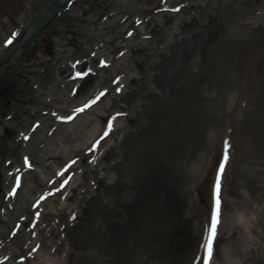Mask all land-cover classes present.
I'll use <instances>...</instances> for the list:
<instances>
[{
	"label": "bare ground",
	"instance_id": "1",
	"mask_svg": "<svg viewBox=\"0 0 264 264\" xmlns=\"http://www.w3.org/2000/svg\"><path fill=\"white\" fill-rule=\"evenodd\" d=\"M65 1L0 0V131L3 134V136L0 135V210L8 207L7 203L3 202L6 197L5 190L14 176L19 174V171L13 168L20 166L21 169L26 170L22 156L27 151L35 165L33 172L30 173L32 183L29 184L28 181L30 176L23 174L22 184L15 202L13 201L14 210L9 211L8 219L0 212V241L6 235L5 228L12 227L13 223L23 215L32 214L30 207L32 202L36 201L37 195L45 190V192L50 191L47 188L49 180L56 184L55 176L60 165L70 158L83 155L86 149H89L88 145L99 139L100 132L105 129V115H110L111 110L114 109L117 112L126 111L125 108L117 109V105L114 107L113 105L117 100L122 103L124 100L127 104L128 101H125L124 96L129 95V99L136 101L135 117L130 118L131 116L127 114L129 117L126 121L129 125L124 127L119 125L124 120H117L119 126L115 132L117 135L113 140L114 145L109 142L110 139L100 140L101 149L96 153L99 164L94 168L89 165L85 166L87 171L84 173L89 172L88 180L83 182L81 176L74 177L66 188L68 191L66 190L65 193V199H67L65 202L54 197L40 205L44 207L45 217L58 218L59 223L56 226L47 223L46 227H50L51 231L39 236L40 250L35 260L27 261L26 264H41L42 259V264H194L203 233V218L210 206L209 194L207 193L206 196V206H197V209L191 210L194 214L186 218L188 213H186L187 208L184 205L182 193H180L178 183L180 177L177 171L180 170L178 162L181 157L179 156L182 154V158H186L187 152L186 150L172 152L175 144L171 143L163 149L161 138H155L153 132L154 130L160 132L159 129L163 122L160 120L161 116L166 117V113L178 106L179 100L175 101L173 96L180 94L184 84L190 85L192 82V85L200 86L205 76L201 69L202 60L203 56L208 54L205 46L215 39L212 30H223L224 35L219 39L218 45L212 47V50L229 44L230 54L233 53L232 56H234L238 49L241 57H244V73L239 81H234L236 92H232L228 98L226 96L221 109L222 119L213 129L215 133L214 139L212 138L213 143L208 148L209 155L205 159V164L202 163L204 166L201 168L203 170L201 181L208 185V180L213 173L214 159L222 145L221 140L230 136L236 121L242 124L247 116L258 114L256 106H261V104L255 105V109L251 107L253 100H258L261 96V93L253 89V83H255L253 72L259 68L262 60H251L249 56L263 43L264 26L248 30L246 25L237 24L241 29L245 28L243 37H239L229 28L224 30L223 21L218 22L219 12L224 13L228 10L226 13H229L235 10L233 8L235 0H229L230 3L227 0H218L216 3L211 0L205 5L194 0H175L177 3L169 7L188 4L181 12L183 15L159 14L158 19L151 20L147 25L149 33L156 31L153 39L134 43V40L142 35H149V33L136 32V35L134 33L128 40L125 39V34L134 27L136 22L153 13L159 6L160 0H131L129 2L124 0H73L74 2L67 0V2H73L69 10H62L60 15L48 19L50 12L60 8ZM171 1L168 0V2ZM197 8H203L204 14L199 17L192 16L191 12ZM114 11L116 12L115 17L110 16L109 13ZM105 15H109L107 22L100 25V28L95 26L101 16ZM177 17L178 19H175ZM202 18L203 21L200 22L199 19ZM257 19H264V16ZM44 21L46 22L43 23ZM176 21L171 31V38L169 40L159 39L161 28L168 27ZM92 25L95 26L94 29ZM196 26L198 29H193ZM100 31L108 32L104 49L111 46V35L118 38L122 33L120 49L126 50L122 59L127 62V67L131 62L134 65L132 67L134 75L127 79V85H132V89L125 86L122 92H118L121 93L118 96L114 88L108 87L107 80L89 78L78 82L76 93L73 94L71 89L77 81H69L70 72L79 67L73 59L82 57L90 59L96 45L94 40L97 35H100ZM42 32L40 36L38 33ZM13 34L16 35L13 44L7 45L6 41L12 38ZM101 38L102 36L98 38V41L96 39L99 44L104 42ZM25 40L27 43H30L28 40L33 41V45L23 50ZM162 42L165 46L164 50L159 49ZM241 43L244 45H240ZM84 45H90V49L88 51L86 48L83 49ZM121 50L114 51L113 54ZM104 51L106 50H97L99 58L104 55ZM197 52L200 55L199 61L195 55ZM259 52L264 59V50ZM114 57L112 55V60ZM106 58L110 57L106 56ZM98 59H96L97 63H99ZM232 66H235V63ZM11 67H14L12 76L5 75ZM85 69L84 67L79 71L83 72ZM117 71L118 69L112 68L105 69L104 72L113 74L112 77H114L119 71L122 73L121 70ZM187 77H190V82ZM61 85L64 86L62 90ZM105 88H109L112 95L109 98L112 103L110 107L108 106L110 102L104 98L102 103L94 107V111L85 116H79L76 122L61 126L60 131L54 132L53 136H48L49 130L55 125L54 122L59 121L57 114L53 115V112L61 115L68 114L71 109L83 105L85 99ZM128 89L129 92H127ZM70 92L74 96L72 99L69 97ZM243 102L246 103V107L241 109ZM238 110H241V115L236 119ZM260 115L257 121L264 125V114ZM90 116L93 120L89 119ZM37 122L42 123L32 131L30 139L24 141L27 133L23 130H27ZM83 126L86 128L80 135L76 128ZM164 129H166L165 124L161 130ZM66 131L73 136L74 140L73 146L67 150L59 143L60 135ZM19 132L25 134L23 139H19ZM14 133H17L16 138L12 137ZM24 143L27 148L23 150ZM179 144L182 146L180 140ZM187 144L189 147H194L196 143L191 139ZM40 145L44 146L37 150L36 148ZM102 151H104L106 162L100 166L104 158L99 157ZM91 155L93 154H89L88 157ZM9 160L10 167L6 168L4 162ZM232 160L231 157L225 168L224 177L230 172ZM48 161H53L49 167L46 166ZM192 165V171L197 174L200 168L199 163ZM37 166H40L41 171L36 170ZM263 167L264 163L260 164L257 161L249 167V170H256L258 175L264 173ZM11 170L13 176L11 177L10 174L8 177ZM93 181L94 184L91 185ZM199 186H201L200 182L194 183L195 189ZM256 187L264 191L263 186L257 185ZM74 189L77 193L73 198H80V205L76 202L69 204L71 199L69 195ZM229 199L236 207L237 198L230 195ZM255 201L257 205L258 203L263 205V202L257 199ZM47 208L51 210L46 213ZM181 209H184L185 215L182 214ZM257 209V206L254 207L255 213ZM75 211H77L75 216L77 221L70 223V217ZM250 216L253 214L250 213ZM46 220L49 221V219ZM43 222L46 221L42 219L39 225ZM61 222L65 224L63 230L59 228ZM183 222L188 223L189 227H180ZM221 229L222 224L220 234ZM60 235L64 238L63 240L59 239ZM226 235H231L230 230ZM27 236L28 234L22 231L13 239V242L19 243L20 248H23ZM262 237L263 243L260 247L261 257H263L262 264H264V234ZM248 244H245V248H248ZM87 248H93V250L88 251ZM228 248L226 246L220 252L219 261L217 256H214L213 264H239L234 252H230ZM5 249L10 252L8 248ZM5 249L4 254L1 252V256L7 254ZM226 253V260H224L223 256ZM57 257L61 258L60 262L56 261ZM243 264L259 263L249 259Z\"/></svg>",
	"mask_w": 264,
	"mask_h": 264
},
{
	"label": "rangeland",
	"instance_id": "2",
	"mask_svg": "<svg viewBox=\"0 0 264 264\" xmlns=\"http://www.w3.org/2000/svg\"><path fill=\"white\" fill-rule=\"evenodd\" d=\"M196 1L205 5L211 0ZM217 1L218 0H214L215 3ZM79 4L82 3L79 2ZM235 4L237 8L242 7L240 10L241 12L237 14L234 12L229 13L231 16L229 19L226 18L224 20L223 25L225 26V29L229 28L235 34L242 35L244 29L235 27V18H242L246 11H252L250 16L253 17L254 12H257L256 9H260L261 7L264 9V0H237ZM219 19L220 18H218V20ZM262 22L263 20L258 19L253 22L254 24H252V27L255 28V23L257 26H263L264 24ZM145 28L146 25H144V29ZM214 35L215 41L212 44H216L219 41L224 35V31L217 30ZM240 45H244V43ZM210 47L211 45L205 46L209 53L208 55L203 56L201 69L204 71L205 76L202 79L201 85L194 86L192 85V82L190 85L184 84L181 88L180 94H174L175 96H173L175 101H177V99L179 100L178 106L174 107L173 111L171 110L166 113V117L164 115L161 116L160 120L163 122H160L162 125L159 129L160 132H157L156 130H154V132L152 131L155 138H161V147L163 149L166 148L165 146H170L169 143H171L173 145L175 144L174 147H172L173 149L171 148L172 152L175 150L178 152L186 150L187 152V155L185 156L186 158H182V154L179 156L181 157V160L178 162L180 164L181 172L180 170L177 171L178 176L180 177V180L178 181L180 193H182L181 196H183L184 205L187 208L186 213H188L186 218L194 214V212L191 211L192 209L194 210V208L199 205L206 206L207 204L206 196L208 193V185L203 184L204 182L201 181L203 177V170L201 168L204 166L202 163L205 164V159L208 156L207 151H209L208 148L212 146L213 143V135H215L213 129L216 128L217 122H220L222 119L221 109L224 106L226 96L228 98L232 92H236L234 88L235 80L239 81L244 73V57H241V53L238 49L235 51L234 56H232L233 53L230 54L229 44L219 46L217 50L213 51L210 50ZM260 50H264V42L261 44ZM199 57L200 55L197 54L196 59H199ZM249 57L251 60L257 57L259 58L258 53L256 52ZM48 58L50 59L49 56ZM233 59H235L234 62ZM261 60L259 68L253 72L255 80L253 81L255 82L253 83V89L261 93V96L258 100H253L254 102L251 104V107L254 108L255 105L259 104H261L262 107L260 105L256 106L258 114L255 116H247V119L233 138L234 158L229 170V175L226 179L228 182L225 191L236 197L237 203L235 207L233 203L229 201L226 202L224 207V220L226 226L224 224L218 244L219 251L223 245H228L231 252H234L236 256L235 258H237L236 261L239 264L247 263L249 259H251V261L254 260L255 262L258 261L259 264L263 263L260 245L263 243L262 235L264 234V191L256 186L261 185L264 187V173L257 175L256 170H249V167L255 162L257 163V161L260 164L264 163V125H262V122L257 121L258 117L261 116L260 114H264V59L261 58ZM233 63H235V66H232ZM6 66L8 65L6 64ZM6 66L4 67V70ZM9 73L10 71H8L6 75ZM190 81L191 79L189 82ZM205 96L211 99L208 100ZM119 104L124 106V103L122 104L121 101H117L116 105ZM164 124L166 125V129L161 130L164 127ZM125 125H129L126 120L123 122L122 127ZM81 134L82 132L80 135ZM0 135L3 136L1 131ZM14 135L15 134H13V136ZM164 135L167 136L164 137ZM60 137L61 141L59 143L62 144L60 146L64 149L67 150L73 146V136H71V134L69 135L68 131L62 133ZM191 139L196 143L194 147H189L187 144L188 140ZM179 140L183 147L180 146ZM104 158L101 160L100 166H103L106 162V158L105 160ZM191 163L194 165L199 163L200 168L197 171V174H194V171H192L193 165ZM83 174L85 173L83 172L82 175ZM88 176L89 174L87 173L82 177L83 182L84 180H88ZM196 182H200L201 184V186L196 189L197 196L193 192L194 183ZM74 196L75 193L73 195V192H71L70 197L72 198L69 200V204L75 201L76 198H73ZM255 199L263 202V205L261 203H258L257 205ZM256 206L258 209L255 213L254 207L256 208ZM181 212L185 215L184 209H181ZM250 213L253 214V216H250ZM184 215L182 216L183 219H185ZM180 225H182L180 227L186 228L188 223L183 222V224ZM230 229L231 235L227 236L225 233ZM59 239L63 240L64 238ZM246 243H249L248 248H245ZM86 250L92 251L93 248H87ZM219 256L220 253L217 255V259ZM57 260L60 262L61 258L57 257L56 261ZM42 263L43 260L41 264Z\"/></svg>",
	"mask_w": 264,
	"mask_h": 264
},
{
	"label": "snow or ice",
	"instance_id": "3",
	"mask_svg": "<svg viewBox=\"0 0 264 264\" xmlns=\"http://www.w3.org/2000/svg\"><path fill=\"white\" fill-rule=\"evenodd\" d=\"M181 7H183V6L181 5ZM175 11H179V8L175 9ZM7 43L12 44L13 39H9L7 41ZM108 63H109V61H107V60L101 61L102 66L107 65ZM92 71H93V69L89 68L85 72L77 73V75L79 77L86 78L89 76V74ZM116 83L119 84L118 78H117ZM117 90L123 91V88L118 87ZM107 94H108V89L105 88L102 91L98 92V94H96L94 96V98L90 99L86 104H83L79 108L75 109L73 113H70L67 115H62V116H59L58 118L61 121H72L80 113L85 112L87 109H90L93 105L97 104L101 100V98L106 96ZM117 115H123V114L118 113ZM114 120H115V117H113L111 121L106 123V130L102 133V135L99 137V139H97L94 142L92 147H98L100 144V140H103L105 137H107L108 135L111 134V132L113 130V126H114L113 125ZM26 138H28V137H26ZM92 147H90L88 150L91 151ZM228 147L230 148L231 145L228 144ZM25 160L27 161L28 168H32L33 164L31 162V160L28 157H25ZM227 162H228V155L226 153L225 158H224V163L227 164ZM75 163H76V160L71 161V164H69L68 167H71V165L75 164ZM65 171H67V169H62L60 172V175L63 176ZM223 173H224V167L222 166L220 168L221 179H218L216 182L215 206H214L212 216L210 219V226L207 229L206 236L203 238L204 242H203L202 248H201V251L203 252V257L195 260L194 264H213L214 256H215L217 249H218V241L220 239V226L222 224V215H223V206H224V201H223V196H222V183H221ZM70 179H71V177L64 180L61 183L60 188H57L56 191L59 192L61 190V188H64L68 184ZM19 184H20V182H19V180H17V188L19 187ZM15 194H16V190L14 189L12 192V195H15ZM48 195H52V193H48V194L43 195L41 197V200H46ZM35 203H36V206L39 207L40 201L38 200ZM38 218H39V212H37V219ZM73 219H75V216H73ZM33 227H35V225H33ZM13 235H15V233H13ZM36 250H39V245L36 246ZM29 255H32L31 251L29 252ZM5 259H7V257H5ZM22 259H26V257H22Z\"/></svg>",
	"mask_w": 264,
	"mask_h": 264
}]
</instances>
